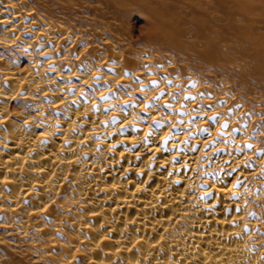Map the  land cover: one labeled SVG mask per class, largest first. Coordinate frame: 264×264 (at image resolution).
Instances as JSON below:
<instances>
[{
	"label": "bare ground",
	"instance_id": "6f19581e",
	"mask_svg": "<svg viewBox=\"0 0 264 264\" xmlns=\"http://www.w3.org/2000/svg\"><path fill=\"white\" fill-rule=\"evenodd\" d=\"M177 3L0 0V246L264 264V0Z\"/></svg>",
	"mask_w": 264,
	"mask_h": 264
},
{
	"label": "rangeland",
	"instance_id": "374dc122",
	"mask_svg": "<svg viewBox=\"0 0 264 264\" xmlns=\"http://www.w3.org/2000/svg\"><path fill=\"white\" fill-rule=\"evenodd\" d=\"M150 1L152 5L149 4V6H151V8H155L156 6L161 11L163 8L165 9L176 8L178 4L177 3L178 0H150ZM238 1L241 2L243 5H247V4L249 5V3L251 2V0H238ZM123 9L125 11L124 12L125 16L122 17V20H124L123 24L125 28L127 29L130 28L134 36L144 35L150 25L148 10L144 9V6L141 2H139L138 5H129ZM117 23L119 22L117 21ZM18 251L19 249L12 245L9 247L0 246V264H15L14 262L18 259L25 260L22 257V255L18 253ZM25 264H40V263L34 262L33 259H30V261L27 259L25 260Z\"/></svg>",
	"mask_w": 264,
	"mask_h": 264
},
{
	"label": "snow or ice",
	"instance_id": "6c2138e0",
	"mask_svg": "<svg viewBox=\"0 0 264 264\" xmlns=\"http://www.w3.org/2000/svg\"><path fill=\"white\" fill-rule=\"evenodd\" d=\"M153 83H156L155 81ZM248 147H251V145H249Z\"/></svg>",
	"mask_w": 264,
	"mask_h": 264
}]
</instances>
